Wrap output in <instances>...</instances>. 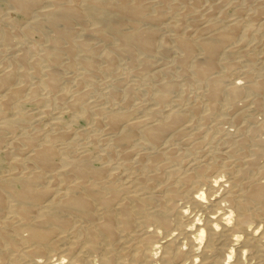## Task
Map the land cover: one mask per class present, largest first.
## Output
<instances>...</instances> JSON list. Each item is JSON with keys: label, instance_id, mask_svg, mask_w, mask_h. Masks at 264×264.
I'll return each mask as SVG.
<instances>
[{"label": "bare ground", "instance_id": "1", "mask_svg": "<svg viewBox=\"0 0 264 264\" xmlns=\"http://www.w3.org/2000/svg\"><path fill=\"white\" fill-rule=\"evenodd\" d=\"M227 2L9 0L0 264H264V2Z\"/></svg>", "mask_w": 264, "mask_h": 264}, {"label": "rangeland", "instance_id": "2", "mask_svg": "<svg viewBox=\"0 0 264 264\" xmlns=\"http://www.w3.org/2000/svg\"><path fill=\"white\" fill-rule=\"evenodd\" d=\"M261 1H263L264 2V0H261ZM232 3V4H231ZM226 5H227V7H226ZM7 6H9V7H7ZM225 7V8H224ZM223 8H224V12L226 13V16L227 17H232V13H234V11H237L236 9H237V6H235V4L233 3V0H231V2H230V4H229V2H227V3H225V5L223 6ZM228 8V9H227ZM0 9H2V10H4V11H2L1 10V14L3 15V13H4V15H9V16H11L10 18H11V20L13 19V22L15 23L16 21L18 22V21H20L21 19H22V15H20L19 13H17L14 9H12V8H10V3H9V0H0ZM11 9V10H10ZM8 10V11H7ZM226 10H228V11H226ZM229 13V14H228ZM231 13V14H230ZM236 13V12H235ZM234 13V14H235ZM15 17V19L13 18V17ZM16 16H17V18H16ZM34 40H35V42L38 40V35H36L34 38H33ZM1 45H3L4 46V48H2V46ZM18 45H20L21 46V44H19L18 43ZM7 46V47H6ZM0 47L3 49V50H1L0 51V66L3 64V60L2 59H4V60H6L7 58H9V57H11V54H10V52H11V48H12V45H10L9 43H5L4 42V40H3V38L1 39V37H0ZM0 48V49H1ZM7 48V49H6ZM6 50V51H5ZM9 52V53H8ZM5 55V57H4V55ZM66 69V68H65ZM68 71L70 72V73H72L71 72V70L70 69H68L67 68V70L65 71L64 70V73L67 75V76H69V75H71L70 73H68ZM64 74V75H65ZM68 85H69V87L71 86V87H73L72 86V84H69V83H67V90H69V92L71 93L72 92V90H73V88L72 89H70L69 87H68ZM69 88V89H68ZM38 95H39V93H38ZM90 97H91V99H93L94 98V94H91V95H89ZM57 105V104H56ZM64 105H65V103H64ZM63 105V103H62V105H61V107H63V110H64V112L62 113V118H61V122H64V123H66V124H70L71 123V125L73 124V127H74V129H83V128H85V127H87V126H89V124H90V122L88 121V119L87 118H85V117H78V119L76 120V122L73 120V109L72 108H69L68 106L66 107V105L64 106ZM52 106V105H51ZM58 106V105H57ZM23 107H25L27 110V112H29V113H31V115L33 114V113H35V114H33L30 118H32V117H35V118H40L42 121H41V123L42 124H40L41 126L43 125V126H46L47 125V121L48 120H50V118H53V116H54V114L52 113V114H50V113H44V114H41V113H43V109H46V105L45 104H42V103H36L35 101H32V102H30V103H26V104H24L23 105ZM43 107V108H42ZM58 107H60V106H58ZM65 107H66V109H65ZM67 108H68V110H67ZM71 109H72V111H71ZM66 110V111H65ZM51 116V117H50ZM261 117V116H260ZM34 118V119H35ZM80 118V119H79ZM74 121V122H73ZM75 124V125H74ZM76 127V128H75ZM86 138H84L83 140L81 139L80 140V142H83V141H86L85 140ZM89 150H91L93 153H94V149H93V147L90 145L89 146ZM1 158H2V164H3V166L4 167H7V156H5V155H2L1 156ZM2 166V167H3ZM3 167V168H4Z\"/></svg>", "mask_w": 264, "mask_h": 264}]
</instances>
